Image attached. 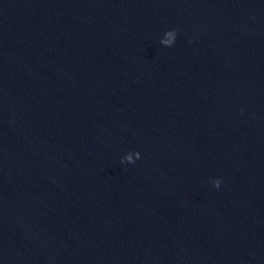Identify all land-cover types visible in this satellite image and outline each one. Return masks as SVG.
I'll use <instances>...</instances> for the list:
<instances>
[{"label":"water","instance_id":"water-1","mask_svg":"<svg viewBox=\"0 0 264 264\" xmlns=\"http://www.w3.org/2000/svg\"><path fill=\"white\" fill-rule=\"evenodd\" d=\"M0 264H264V0H0Z\"/></svg>","mask_w":264,"mask_h":264}]
</instances>
